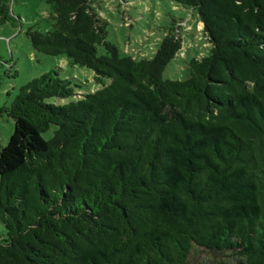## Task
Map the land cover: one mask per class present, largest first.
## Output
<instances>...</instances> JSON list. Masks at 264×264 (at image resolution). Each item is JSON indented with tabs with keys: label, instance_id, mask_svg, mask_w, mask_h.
<instances>
[{
	"label": "trees",
	"instance_id": "1",
	"mask_svg": "<svg viewBox=\"0 0 264 264\" xmlns=\"http://www.w3.org/2000/svg\"><path fill=\"white\" fill-rule=\"evenodd\" d=\"M46 1L53 29L29 30L32 48L101 89L71 101L70 82L43 75L5 109L0 264H264V0H168L198 12L211 46L184 81L163 79L176 28L135 60L89 0Z\"/></svg>",
	"mask_w": 264,
	"mask_h": 264
},
{
	"label": "rangeland",
	"instance_id": "2",
	"mask_svg": "<svg viewBox=\"0 0 264 264\" xmlns=\"http://www.w3.org/2000/svg\"><path fill=\"white\" fill-rule=\"evenodd\" d=\"M94 11L107 22V41L116 46L121 55L135 60L151 59L169 29L176 28L181 50L163 72L165 80L188 79L187 65L192 59L208 56L210 44L206 40L197 11L184 9L168 0H89ZM14 23L0 24V147L6 146L14 123L5 113L18 90L43 75L68 81L75 87L76 97L101 89L91 70L71 66L65 57H49L34 51L26 33L29 30L48 32L53 29L52 10L46 0H11ZM105 54L103 46L97 55ZM54 105L68 100L51 99ZM56 128L42 135L49 140ZM5 230L0 224V238ZM212 257L203 252L195 254L192 264H204Z\"/></svg>",
	"mask_w": 264,
	"mask_h": 264
}]
</instances>
